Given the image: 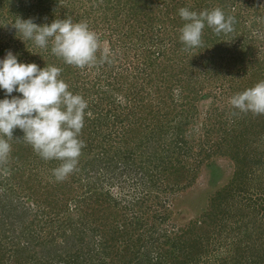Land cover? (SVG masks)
I'll return each mask as SVG.
<instances>
[{
	"label": "trees",
	"instance_id": "1",
	"mask_svg": "<svg viewBox=\"0 0 264 264\" xmlns=\"http://www.w3.org/2000/svg\"><path fill=\"white\" fill-rule=\"evenodd\" d=\"M251 1L0 0V56L11 50L22 62L60 67L69 90L88 102L85 146L62 181L53 175L61 162L42 159L14 130L0 163V264H264V183L255 198L247 183L255 171L264 177V114L230 103L264 81V3ZM184 7L220 8L233 31L206 26L202 45L185 50ZM66 17L99 35L110 62L65 64L14 27L18 18ZM217 156L242 166L241 183L212 199L200 220L167 226L178 214L174 201ZM223 232L236 238L218 254Z\"/></svg>",
	"mask_w": 264,
	"mask_h": 264
},
{
	"label": "clouds",
	"instance_id": "2",
	"mask_svg": "<svg viewBox=\"0 0 264 264\" xmlns=\"http://www.w3.org/2000/svg\"><path fill=\"white\" fill-rule=\"evenodd\" d=\"M185 21L180 40L185 50L202 45L206 26L219 34L233 31L234 18L222 9L196 12L187 7L179 9ZM14 27L22 37L41 49L51 46V53L65 64L79 68L110 62L111 52L101 48L99 35L86 22H73L70 17L37 24L32 18L15 21ZM24 39H21L24 42ZM100 52L98 58L97 53ZM62 69L53 65L40 67L36 63L19 60L11 50L0 58V163L9 157L13 132L19 128L23 139L44 160L61 163L53 169L58 181L64 180L76 168L84 141L80 133L84 127L87 100L69 90L61 78ZM16 92L20 95H12ZM234 108L242 112L264 114V81L230 98Z\"/></svg>",
	"mask_w": 264,
	"mask_h": 264
},
{
	"label": "rangeland",
	"instance_id": "3",
	"mask_svg": "<svg viewBox=\"0 0 264 264\" xmlns=\"http://www.w3.org/2000/svg\"><path fill=\"white\" fill-rule=\"evenodd\" d=\"M253 1L259 3L261 2V4L264 3V0H253ZM240 6L246 8L244 4H240ZM4 56H0V58H3ZM211 103H212V99L210 98L201 101L202 106L199 108L202 117L201 120L205 117L204 112L209 108ZM239 158H242V156H239ZM241 169L243 168L240 164H236L233 160H231L227 156H220V157L217 156L213 158L202 168L195 184L192 187H190L187 191L181 193L174 201V213L177 212L178 214L177 215L174 214L172 216V221H170V223H167V226L169 225L170 227V224H175L176 228L182 226L186 227L191 225V223L200 220L202 215H204L206 212L207 213L211 212V210H213L211 208L212 199L218 197L219 195L221 196L224 195V193L229 188L234 186V184L237 185L238 183H241L240 174L241 172H243ZM255 172L253 173V175L257 176V173ZM253 175H252V181H250V178L247 177V183H249L250 186V190H251L250 194L252 195L254 194L253 198H255V195L256 194L258 195L259 190H261V188L263 187L264 177L263 179H259ZM50 177L51 175L48 177L49 182L50 184H52L54 182V179H51ZM38 194L42 198L46 196L45 193H42V191H39ZM37 198L38 197H36V201H38ZM234 203L238 204L237 206L240 208V210H242L244 201L242 200L241 195L234 198ZM34 205H31L30 203V206H34ZM36 209L37 207H31V211L33 210L35 211ZM262 210H263L262 206L257 205L252 212L253 214H255V217H258L260 216ZM15 214H17V216L21 217L22 219L26 218L25 215H21L19 212H15ZM207 226L209 227V225ZM211 229L213 230L214 228ZM219 238L223 241V245L221 243L222 249L215 251V253L218 254L224 253L225 252L224 250L227 247L226 243L227 242L230 243L231 240L236 237L235 235H232V233L229 234L223 232L221 233Z\"/></svg>",
	"mask_w": 264,
	"mask_h": 264
}]
</instances>
